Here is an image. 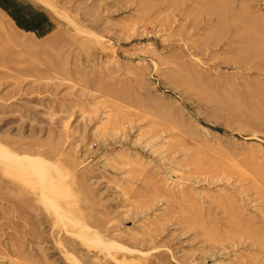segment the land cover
<instances>
[{
	"label": "rangeland",
	"instance_id": "1",
	"mask_svg": "<svg viewBox=\"0 0 264 264\" xmlns=\"http://www.w3.org/2000/svg\"><path fill=\"white\" fill-rule=\"evenodd\" d=\"M0 264H264V0H0Z\"/></svg>",
	"mask_w": 264,
	"mask_h": 264
}]
</instances>
